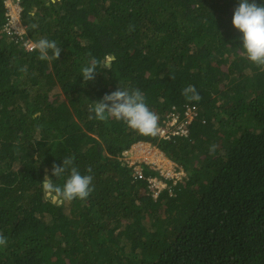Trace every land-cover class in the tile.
<instances>
[{"label":"trees","instance_id":"trees-1","mask_svg":"<svg viewBox=\"0 0 264 264\" xmlns=\"http://www.w3.org/2000/svg\"><path fill=\"white\" fill-rule=\"evenodd\" d=\"M239 2L20 0L24 32L8 35L0 0V264H264V70L232 24ZM42 38L59 59L26 50ZM118 87L139 89L159 128L175 115L173 134L89 119ZM138 142L185 176L154 197L148 179L166 180L122 159ZM70 156L94 191L61 202L41 182L63 186L51 169Z\"/></svg>","mask_w":264,"mask_h":264},{"label":"clouds","instance_id":"clouds-1","mask_svg":"<svg viewBox=\"0 0 264 264\" xmlns=\"http://www.w3.org/2000/svg\"><path fill=\"white\" fill-rule=\"evenodd\" d=\"M55 2L56 0H52V3ZM19 4L21 9V3L19 2ZM21 11L22 9L20 10V14ZM232 24L242 33L243 48L246 51L247 58L256 66L260 67L261 70H264V5H258L256 0H252L251 3L249 0H240L238 7L234 10ZM22 29L24 32L23 26ZM26 50L29 52L38 51L41 60H57L61 53V47L58 46L54 40L50 41L47 38H42L37 42L30 43ZM50 52L51 55L49 54ZM99 63V61L93 59L88 66L82 69L83 81L85 83L95 81ZM104 67L107 69L109 64L104 63ZM21 71L26 72L27 69L21 68ZM182 95L188 101L199 102L202 100V96L196 87L191 84L182 90ZM89 112L94 113V116L90 115L89 119L107 121L109 118H114L117 121L125 122L130 129L144 136L155 137L159 133L158 116L149 109L146 98L139 89L118 87L117 90L110 94H105L102 99L93 102V106L89 108ZM136 144L140 145L147 143L138 142L133 145L135 146ZM214 150L215 145L212 146L210 151ZM74 160V157H65L62 166L55 163L52 165V176L57 177L58 180L64 177L65 173H68L63 186L54 183L48 175H45L41 182L44 191L56 193L61 202H71L74 199L83 201L94 191L93 175L91 174L92 168L89 166L86 170L88 174L82 175L79 169L74 165ZM141 163H145V165L151 167V164H147L146 162L134 163V166H138L139 164L140 168ZM184 176L185 173L183 171V175L179 180L167 179L164 181L166 184L164 188H169L168 182L176 184ZM6 245L7 237L4 236L3 233H0V246Z\"/></svg>","mask_w":264,"mask_h":264},{"label":"built area","instance_id":"built-area-1","mask_svg":"<svg viewBox=\"0 0 264 264\" xmlns=\"http://www.w3.org/2000/svg\"><path fill=\"white\" fill-rule=\"evenodd\" d=\"M20 0H4V5L6 8V16H7V22L4 25V30L7 32L8 35L12 34H21L23 32L22 26L20 24ZM30 44H27V46ZM185 115L187 116V120L189 121L191 119V112L187 111L185 112ZM187 122V121H186ZM177 124V117L175 115H171L170 118L167 120L166 127L161 126L159 128V136L163 138H168L169 135L173 134L172 126H175ZM184 131V130H183ZM176 133V132H175ZM161 154V153H159ZM164 160H166V163L170 165L169 168H160V167H154L151 166L152 169L157 170L160 174V176L164 179H172V180H179L181 176L183 175L182 168L175 164L174 162L166 159L163 156ZM131 166H134V163L127 162ZM139 164L138 166H134V174L137 176V178H141V172H140ZM150 187L153 191V196L156 197L159 193V191L166 186L163 180L158 179L157 177L148 179Z\"/></svg>","mask_w":264,"mask_h":264},{"label":"rangeland","instance_id":"rangeland-1","mask_svg":"<svg viewBox=\"0 0 264 264\" xmlns=\"http://www.w3.org/2000/svg\"><path fill=\"white\" fill-rule=\"evenodd\" d=\"M159 153H161L159 150L148 144H136L135 146H131L129 150L124 151L122 159L131 163L146 162L147 164H151L150 166L155 165L154 167L157 166L163 169L169 168L170 165L163 158L164 155ZM46 194L47 196L49 195L48 192ZM51 199L52 201L56 200L55 197Z\"/></svg>","mask_w":264,"mask_h":264}]
</instances>
